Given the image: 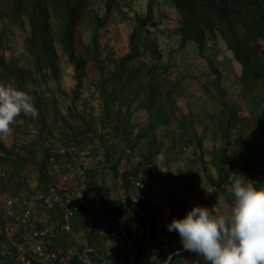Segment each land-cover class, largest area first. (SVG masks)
Returning a JSON list of instances; mask_svg holds the SVG:
<instances>
[{"label": "trees", "instance_id": "16d2710c", "mask_svg": "<svg viewBox=\"0 0 264 264\" xmlns=\"http://www.w3.org/2000/svg\"><path fill=\"white\" fill-rule=\"evenodd\" d=\"M169 1L161 7L176 10L181 18L180 49L186 50L187 41L194 42L201 55L206 34L218 31L227 51L244 64L257 43L264 42V0ZM130 4L129 0H0V81L29 92L38 109L36 118L21 115L11 126L17 124L19 131L34 124L32 141L7 147L0 140L2 201L18 198L23 191L45 194L51 184L65 194L74 190L71 181L59 186L48 174L49 156L54 157L50 169L57 166L62 176L71 174L77 188L85 187L88 201V206L72 211L68 230L62 228L64 208L56 205L44 213L36 202L38 218L32 216L26 227L33 224L35 232H48L28 239L22 228L26 240L15 243L19 248L4 233L1 207L0 264H21L18 255L35 240L42 256L32 264H108V260L116 264L135 256L142 264L153 256L160 262L171 256L172 264H205L192 252L176 255L183 248L176 245L180 238L175 231L164 226L156 233L159 206L144 200L131 204L133 182L138 180L134 177L144 174L148 193L155 195L159 189L168 198V224L183 218L192 204L209 209L213 195L190 199L192 182L201 171L205 184L217 193H227L233 173L264 188V157L255 148L256 137L247 134L255 119L264 120V111L258 112L264 108V90L244 85L257 74L246 75L244 82L240 78L242 87L232 100L208 64L207 71L194 64L177 70L164 59L154 38L159 14L148 6L145 15L127 19ZM14 31L26 33V67L12 57L9 42ZM261 45L259 49H264ZM187 88L191 95L198 89L204 94L195 99L205 109L203 114L195 112V102L183 97ZM28 133L26 129L23 135ZM169 134L174 137L165 146ZM204 140L218 143L209 152L214 173L205 164ZM188 150L193 157L188 161L190 174L173 164ZM133 160L145 163L135 168ZM28 165L36 170L37 185L32 188L23 171ZM124 202L130 207L129 218L121 209ZM17 213L22 217L23 210ZM32 256L26 253L29 261Z\"/></svg>", "mask_w": 264, "mask_h": 264}, {"label": "clouds", "instance_id": "9594fccd", "mask_svg": "<svg viewBox=\"0 0 264 264\" xmlns=\"http://www.w3.org/2000/svg\"><path fill=\"white\" fill-rule=\"evenodd\" d=\"M122 1L123 0H120V2ZM169 2V0H145L144 3L141 1L143 7L147 8L148 6H151L153 14H159L160 16V19L158 20L159 27L157 29H153V32L155 33L154 38L157 43L158 40L156 38V34L163 33V30L160 27L167 17L162 12H160L163 9L161 5L167 4ZM153 7H156V10L153 9ZM133 9L138 11L139 7H131V9H127L125 11L127 19H131L135 15H141L133 12ZM180 23L181 18L179 17L177 25L171 30V33L175 34L179 38V41H181L180 33L178 32ZM222 27L223 26H219L218 29ZM208 40H211L210 45L207 43ZM205 43L206 46L203 49L201 55L197 54V45L190 41L186 42V50L181 49L180 52L186 55L188 53L187 48L191 46L189 50L191 51L190 54L192 55L193 60L198 59V61L195 62L206 67L208 64L210 69L212 68L216 71V73H218L221 82L222 71L219 69V65H221L224 59H227L234 67L233 69H229L230 76H234V78L231 79L234 87H238L240 91V87H242L240 78H242L244 82L246 75H252L255 73L257 74V78L249 83H244L245 87L255 88V90L259 89L261 91L264 90V49H259V45L264 44V42L261 43L259 41L257 43L258 47L255 49V52L249 53L244 64L239 63L233 53L227 51L220 32L215 31L214 35L207 33L205 36ZM219 45H223L225 48V53L222 55L221 62H218L214 54L207 51V49L212 50L214 47ZM171 53L172 52L170 51L168 55ZM205 58L207 59V63L205 62ZM221 66L225 68L228 67V65ZM230 76L227 75V78H231ZM221 85L223 86L222 83ZM224 91L228 92L225 89ZM21 115L29 118L37 117L38 109L35 106L34 97L30 95L29 92L21 90L13 82L0 83V140H6L8 138L12 131L11 126ZM248 136L250 137L251 134ZM254 141L257 142L256 138H254ZM256 150L258 152L257 148ZM209 156L211 157L210 154ZM53 161L54 157L49 156L48 162L50 164L48 163V174L50 176L53 175L55 180L60 182L58 183L59 186H61L63 183L66 184L69 179L72 182L69 184V186L73 187L74 190L68 194H65L58 192V190H56L51 184L46 188L45 194L42 193L31 196L29 193V196L22 195L18 198H8L7 200H3L2 208L5 212L3 226L4 233L12 240V244L14 245L15 243H19L20 240H26V238L31 239L32 234L35 235L36 233H39L33 230V224L29 225L30 227L28 226V228L26 227L28 219H32V216L35 220L38 218L36 202L41 203L42 211L44 213L53 211L56 205H58L60 208H64V224L62 225L63 229H65V227H70L68 218H65L67 208L74 205H76L77 208L79 205L84 207L88 206V201L86 200L87 198L83 193L85 187L80 186L77 188V183L71 180V174L68 173L62 176V173L57 166H53L51 170L50 165ZM133 163L135 168H141L145 161L141 160L138 162L133 160ZM151 164L154 165L156 163ZM146 167L148 166L145 165V168ZM185 172L190 174L192 172L191 167H188ZM171 174L173 173L171 172ZM134 178L138 180H134L133 182L135 186V193L130 197L131 204L134 205L140 200H144L146 203L148 202L149 205H157L160 207L161 213L158 215V219L155 222L154 230L156 233H160L164 226H166L168 231H175L179 235L180 241H178L176 245L179 246L182 244L183 249L177 251L176 255L183 251L192 252L201 256L205 261V264H264V188H257L253 181L246 179L241 174L233 173V176L230 178V185L227 188V193L225 194L215 192L216 203L218 201L219 204L223 205L225 208L223 213L217 212L215 206L209 210L206 207L197 206V204L194 206L192 204V209L188 211L183 218H173L168 224V216L170 214L168 198H166L163 192L159 189H155V195L149 194L146 184L144 183V180L147 179L144 174H140ZM36 185L37 179L35 186ZM120 194H122L121 191L119 195ZM78 195L82 196L83 200L85 201L84 205L77 203L68 204V200L70 198H76ZM122 197L123 196H121V198ZM124 199L125 198H123V200ZM151 199L152 202H149ZM202 204L204 205L206 203ZM129 208L130 207L128 204L124 202L121 209L124 211L126 218L130 217V214L127 212ZM17 210H23L22 217L16 215L19 214L17 213ZM7 228H11L12 232H8ZM22 228L23 230L27 229L26 232L28 233L26 234V238L20 234ZM42 230L48 232V229ZM99 235H102V232H99ZM15 236L16 241L13 238ZM39 243V241L35 240L29 244L27 249L22 250V252L18 255V262L24 264L21 262L22 259L29 261L26 257V253H33V249H35ZM2 247H4V245H2ZM15 248H19V245H15ZM40 257L37 254H34V256L31 257L33 261H29V264L37 261V259ZM148 261L146 264H152ZM152 261L153 264H172L171 256L162 262L153 257ZM134 263L142 264L136 256L130 257L126 263L121 260L116 262V264ZM108 264H112V261L108 260Z\"/></svg>", "mask_w": 264, "mask_h": 264}, {"label": "rangeland", "instance_id": "374dc122", "mask_svg": "<svg viewBox=\"0 0 264 264\" xmlns=\"http://www.w3.org/2000/svg\"><path fill=\"white\" fill-rule=\"evenodd\" d=\"M141 1L144 3L145 0H131V4L130 7H139L138 11H135L133 9V12L137 13V14H141V15H145V8L143 7V5L141 4ZM153 9L156 10V7H153ZM160 12H162L164 15H166L167 17L165 18V20L163 21V23L161 24V29L163 30V33H157L156 34V38L158 40V45L163 49L164 52V59L165 60H169V62L171 64H174L173 66H176V69L178 70L179 68L182 67V65H184V68L186 66H192L194 67L192 64L198 66V70L199 71H203V70H207V67L204 65H200L194 62L192 55L190 54V48L191 46H189L187 48L188 53L182 54L180 52L181 49H179V38L175 35L171 33V30L177 25V22L179 20V16L177 14V12L175 10L172 9H162ZM26 37V33H22V32H17L14 31L13 35L10 38V42L9 44L12 45V57L18 59L20 61V65L26 67L29 64V58L28 56L25 54V50H23V40ZM85 34H84V39L82 42H86L85 41ZM122 42V41H121ZM120 42V44H121ZM208 45L211 44V40L207 41ZM85 44V43H84ZM172 52L170 55L171 57L168 56L169 52ZM207 51L211 52L212 54L215 55V57L217 58L218 62H221V58L222 55L225 53V48L223 45H219L214 47L212 50H208ZM184 55V56H182ZM228 57V55H227ZM231 62L227 59H224L221 63V65H228L227 68L219 65V69L222 71V84L223 87L227 92V97L232 98V100H234V98L239 94V89L238 87H234L232 84L231 79L234 78V76H230L229 74V69H233L234 67L230 64ZM237 69V68H236ZM227 75H229L231 78H227ZM0 83H5L4 81H0ZM46 89H44L43 91H45ZM187 91L184 92L183 97H187L189 99L192 100V102H195V112H199V114H203L205 112V109L201 106V104H197V102L195 101L196 98L203 96L204 94L201 93V91L198 89L197 92H193V95H191L189 92L190 89L187 88ZM84 95H86V93H84ZM261 110L264 111L263 106H261V108L258 110V112L260 113ZM247 116V113H246ZM143 118V117H141ZM14 126H17L14 125ZM12 127V131L10 133V135L8 136V138L4 141V144L9 147L12 144H16L17 146H19L20 144H24L25 142L28 141H32L33 138L35 137V132L32 130L34 128V124L31 125L30 127L28 126L26 129L28 130V136H24L23 132L26 130L24 127L19 128V131H17V129H15V127ZM264 127L263 125V120L262 122L260 120L256 121L255 119V123L252 124L251 128L247 131V134H254L256 137V141H253L255 148L259 149V156H263L264 157V132L261 130ZM172 134L168 135V139L167 142H165V146L166 145H170L171 141L173 140L172 138ZM174 137V136H173ZM218 143L216 142H210L209 140H204L203 143V148L205 150L206 153H208L205 156V164L206 167L209 168V170H211L212 173H214V170L211 168V164H210V160L211 157L209 156V152L210 149L213 146H217ZM178 147H176L177 150ZM190 152L191 150H188L183 156H181L180 159H178V163H176V160L173 161L174 165H177L178 167H181V169L183 171H186V169L188 167H191V165H189L188 161H190L193 157L190 156ZM88 163V162H87ZM123 163V161H122ZM89 164V163H88ZM173 170V171H172ZM171 172L174 173L175 172V168L172 167ZM24 176L27 177L29 179V187H33L35 186L36 183V170L34 166L28 165L26 166L24 169ZM203 172L201 171L200 173H197L195 175V180L192 182V188H193V193L190 195V199L192 200L193 198H195V196H201L203 198H205L208 194H212L213 195V201H211L209 203V209L211 210L214 206L216 207L217 212L223 213L225 211V208L223 205L219 204V202L217 201L216 203V191H213V189H210L206 184L205 181L203 179ZM163 175V174H162ZM175 174H172V176ZM68 182H70V180L68 179ZM106 185L107 188H110V176H109V170L106 171ZM216 192V193H215ZM28 194V191H23L21 192L19 195H25ZM92 200L95 197L94 191L90 194ZM167 203V202H166ZM216 204V205H215ZM2 207V196L0 194V209ZM126 252V251H125ZM122 255V256H126L127 252ZM152 260V258H151Z\"/></svg>", "mask_w": 264, "mask_h": 264}, {"label": "built area", "instance_id": "2783aa9c", "mask_svg": "<svg viewBox=\"0 0 264 264\" xmlns=\"http://www.w3.org/2000/svg\"><path fill=\"white\" fill-rule=\"evenodd\" d=\"M74 203L84 205V204H85V201L83 200V198H82L81 195H78L76 198H70V199L68 200V204H74ZM76 209H77V206H76V205L67 208V209H66V215H65V218H68V217L71 215L72 211H75ZM68 229H69V227H65V230H68ZM7 231H8V232H12V229H11V228H7ZM45 232H47V231H41V232H39V233H36L35 235L38 236V234H39V236H44V235H45ZM112 235H114V234H112ZM33 250H34L33 253H34V254H37L39 257L42 255V254H41V246H40V243H39V244L35 247V249H33ZM153 257H154V256H153ZM153 257H152V258H153ZM21 262L24 263V264H29V263H30L29 261L24 260V259H22ZM148 262H149V263H152L151 258L149 259Z\"/></svg>", "mask_w": 264, "mask_h": 264}]
</instances>
